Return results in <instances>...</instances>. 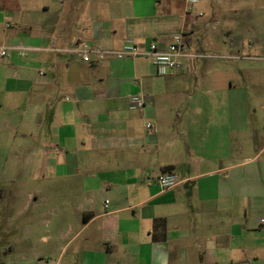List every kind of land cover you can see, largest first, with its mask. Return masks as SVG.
I'll use <instances>...</instances> for the list:
<instances>
[{
	"label": "crops",
	"instance_id": "1",
	"mask_svg": "<svg viewBox=\"0 0 264 264\" xmlns=\"http://www.w3.org/2000/svg\"><path fill=\"white\" fill-rule=\"evenodd\" d=\"M227 1L56 0L54 19L42 3L12 30L17 4L0 0V47L24 35L33 48L0 56V181L32 156L49 168L43 181L77 176L76 156H102L85 161L81 199L65 201L79 216L59 230L80 241L81 264H264V40ZM175 34L209 56L158 75L144 56L90 64L76 51L83 41L163 47ZM190 73L192 88H170ZM169 171L178 181L162 189L155 178ZM43 181L34 191L18 182L21 211L42 203Z\"/></svg>",
	"mask_w": 264,
	"mask_h": 264
},
{
	"label": "rangeland",
	"instance_id": "2",
	"mask_svg": "<svg viewBox=\"0 0 264 264\" xmlns=\"http://www.w3.org/2000/svg\"><path fill=\"white\" fill-rule=\"evenodd\" d=\"M55 2L56 0H15L17 7L14 14L18 17L10 19L12 22L10 29L23 30L28 27V24L19 16L26 12L28 17H33L36 20L37 11L35 9L42 3H48L51 6L47 16L54 19ZM226 5H228V10L237 11L238 15L246 14V17H238L239 21L243 20L245 21L243 23L248 25L251 20V24L262 29L261 35L264 40V0H229ZM32 29H37L36 22L33 23ZM14 41L18 44L27 42L24 35ZM262 47L260 55L264 56V43ZM234 69L231 71L232 75L236 72ZM193 79L194 74L190 73L188 76L177 78L168 84L172 89L192 88ZM253 88L254 86H252ZM90 157L97 163L102 161V156H76L79 162L77 176L55 178L45 176L43 181L41 174L47 173L49 168L45 165L44 168L38 170L37 162L32 156L29 161L22 162V168L18 174L14 175L12 181L3 179L0 181V263L56 264L57 261L64 260L71 262L67 264H81L80 254L85 250L76 251L80 241L70 245L61 239L59 230H65L68 221L72 222L74 217L78 218L79 216L76 214L74 206H69L65 201L71 200L75 203L81 199L83 176L86 168L87 170L90 168L85 161L88 162ZM22 178L27 182L24 191H34L39 182L43 181V184L39 186L45 195V198L40 200L42 202L40 205H31L23 211L20 207L24 205L26 196L15 197V191L19 187L18 182ZM34 201L35 199L33 203ZM32 226L37 228L38 236L27 234L26 229H30ZM63 245L66 246L64 250H61ZM76 261L78 262L76 263Z\"/></svg>",
	"mask_w": 264,
	"mask_h": 264
},
{
	"label": "built area",
	"instance_id": "3",
	"mask_svg": "<svg viewBox=\"0 0 264 264\" xmlns=\"http://www.w3.org/2000/svg\"><path fill=\"white\" fill-rule=\"evenodd\" d=\"M187 7L190 8L198 3L199 0H185ZM33 48L21 44L13 45L11 47H0V56H4L9 50L16 51L20 56ZM76 51L84 62L95 64L106 58L123 59L127 57L144 56L151 60L154 71L158 75H167L179 67L178 59L180 57H187L189 59H197L204 56V54L193 53L186 48V43L182 34H175L172 39L163 47H160L156 41H151L146 48L134 43L132 40H126L118 49L104 48L101 45L93 42L83 41L78 43ZM146 99L140 94H135L130 97L129 104L131 108H143ZM146 128H153L151 123L146 124ZM178 179L177 175L171 171L159 174L155 178L156 184L162 188L167 189L176 185Z\"/></svg>",
	"mask_w": 264,
	"mask_h": 264
},
{
	"label": "trees",
	"instance_id": "4",
	"mask_svg": "<svg viewBox=\"0 0 264 264\" xmlns=\"http://www.w3.org/2000/svg\"><path fill=\"white\" fill-rule=\"evenodd\" d=\"M163 225V219L162 218H160V219H156L155 221H154V230H156L157 229V227H159V226H162ZM159 235H156L155 234V231H152V239H154V240H156V238L158 237ZM0 264H2V263H0Z\"/></svg>",
	"mask_w": 264,
	"mask_h": 264
}]
</instances>
